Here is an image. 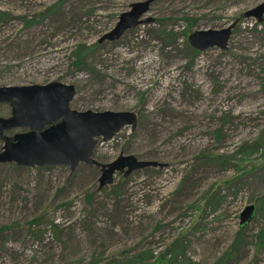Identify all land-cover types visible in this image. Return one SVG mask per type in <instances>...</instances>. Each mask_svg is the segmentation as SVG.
Wrapping results in <instances>:
<instances>
[{"label": "rangeland", "instance_id": "1", "mask_svg": "<svg viewBox=\"0 0 264 264\" xmlns=\"http://www.w3.org/2000/svg\"><path fill=\"white\" fill-rule=\"evenodd\" d=\"M145 1L0 0V87L55 81L76 111L134 112L92 158L163 165L99 190L84 164H0V264H264V16L243 17L264 0H154L149 23L99 43ZM234 22L225 50L187 43Z\"/></svg>", "mask_w": 264, "mask_h": 264}, {"label": "water", "instance_id": "2", "mask_svg": "<svg viewBox=\"0 0 264 264\" xmlns=\"http://www.w3.org/2000/svg\"><path fill=\"white\" fill-rule=\"evenodd\" d=\"M153 2L132 4L129 11L118 16L114 28L104 34L99 43L117 41L126 31L149 23L151 20L141 18L149 12ZM263 16L264 1L243 14L244 18H254L259 23ZM235 26L236 22L221 30L195 31L188 36L187 43L199 52L213 47L225 50ZM75 95V86L55 81L45 85L0 87V104L10 106V116L0 117V141L4 142L0 164L14 163L25 168L68 166L71 172L84 164L100 170L99 190L111 185L116 173L126 178L146 167H163L122 154L108 164L93 159L99 140H112L124 127L130 126L134 131L137 115L134 112H79L70 106ZM14 129L29 131L6 135ZM254 212V205L246 206L239 215V225L248 224Z\"/></svg>", "mask_w": 264, "mask_h": 264}, {"label": "trees", "instance_id": "3", "mask_svg": "<svg viewBox=\"0 0 264 264\" xmlns=\"http://www.w3.org/2000/svg\"><path fill=\"white\" fill-rule=\"evenodd\" d=\"M81 58V57H80ZM80 58H78L79 60H78V62H80ZM238 236H239V234H238Z\"/></svg>", "mask_w": 264, "mask_h": 264}, {"label": "bare ground", "instance_id": "4", "mask_svg": "<svg viewBox=\"0 0 264 264\" xmlns=\"http://www.w3.org/2000/svg\"><path fill=\"white\" fill-rule=\"evenodd\" d=\"M125 178V177H124Z\"/></svg>", "mask_w": 264, "mask_h": 264}]
</instances>
